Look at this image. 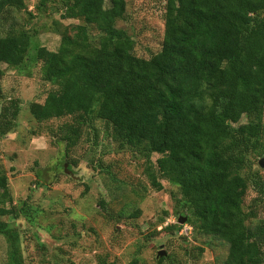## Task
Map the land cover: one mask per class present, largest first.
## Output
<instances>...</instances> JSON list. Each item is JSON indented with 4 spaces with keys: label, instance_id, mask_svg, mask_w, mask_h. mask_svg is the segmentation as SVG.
Segmentation results:
<instances>
[{
    "label": "trees",
    "instance_id": "1",
    "mask_svg": "<svg viewBox=\"0 0 264 264\" xmlns=\"http://www.w3.org/2000/svg\"><path fill=\"white\" fill-rule=\"evenodd\" d=\"M56 2L61 19L79 20L55 23L56 51L34 44L14 21L0 34V65L22 66L33 46L32 60L42 63L43 80L56 86L42 104L30 105L33 118L39 123L71 118L56 132L65 153L83 127L95 130L94 121L104 122L119 149L144 159L155 190H162L160 179L178 176L186 224L228 246L221 264H264V221L253 225L254 211L244 210L250 185L264 191L253 162L264 153V0H166L162 46L148 59L135 55L125 32L106 33L123 18L125 0H38L36 6L46 9ZM21 6L24 0H0V25ZM2 76L0 69V81ZM9 103L1 108L2 118H8L0 135L19 113L17 104ZM152 154L160 155L155 163ZM7 185L0 168V218H15L6 207L11 197H1ZM139 215L136 209L131 218ZM12 233L0 220L11 264H22Z\"/></svg>",
    "mask_w": 264,
    "mask_h": 264
},
{
    "label": "rangeland",
    "instance_id": "2",
    "mask_svg": "<svg viewBox=\"0 0 264 264\" xmlns=\"http://www.w3.org/2000/svg\"><path fill=\"white\" fill-rule=\"evenodd\" d=\"M37 1L24 0L13 19L0 25V34L14 21L18 29L29 31L34 44L56 51L60 36L55 23L67 26L79 20L61 19L57 2L38 10ZM125 2L123 18L109 24L106 33L125 32L134 41L135 55L148 59L162 46L166 0ZM33 51L32 46L18 68L0 65V112L9 102L19 108L14 126L0 135V168L8 178L1 197H11L6 207L17 217L0 220L17 235L22 264H156L160 258H165L162 264H221L228 251L224 241L198 234L186 222L170 229L179 216H187L176 174H169L171 181L160 179L162 190L157 191L147 178L144 159L128 148L119 149L104 122L94 121L95 130L83 127L65 153L56 132L71 118L42 123L33 118L30 105L42 104L56 88L43 80L42 63L32 60ZM1 114L0 131L8 118ZM159 157L152 154L151 162ZM262 158L264 153L253 162L264 183ZM136 209L139 217L131 218ZM244 210L254 211L253 225L264 221V191L250 185ZM9 249L0 235V264H11Z\"/></svg>",
    "mask_w": 264,
    "mask_h": 264
},
{
    "label": "water",
    "instance_id": "3",
    "mask_svg": "<svg viewBox=\"0 0 264 264\" xmlns=\"http://www.w3.org/2000/svg\"><path fill=\"white\" fill-rule=\"evenodd\" d=\"M259 165H260V166H264V158H262V159L259 161ZM187 219H188L187 216H179L177 222H178L180 225H182V224H184V223L187 221ZM158 255H159V256H163L164 254H163L162 252H159Z\"/></svg>",
    "mask_w": 264,
    "mask_h": 264
}]
</instances>
